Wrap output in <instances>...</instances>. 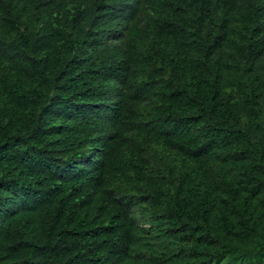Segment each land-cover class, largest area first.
Segmentation results:
<instances>
[{
	"label": "trees",
	"instance_id": "16d2710c",
	"mask_svg": "<svg viewBox=\"0 0 264 264\" xmlns=\"http://www.w3.org/2000/svg\"><path fill=\"white\" fill-rule=\"evenodd\" d=\"M135 247L264 254V0H0V264Z\"/></svg>",
	"mask_w": 264,
	"mask_h": 264
},
{
	"label": "rangeland",
	"instance_id": "374dc122",
	"mask_svg": "<svg viewBox=\"0 0 264 264\" xmlns=\"http://www.w3.org/2000/svg\"><path fill=\"white\" fill-rule=\"evenodd\" d=\"M147 106L150 105L149 102H146ZM161 151L160 148L152 147L150 150V166L151 168L159 172L160 168L164 166V162L159 158L158 153ZM110 190L116 192L118 191V183L116 181H110L109 187ZM153 213L147 209L145 205L138 204L134 209V219L138 228L146 234L152 242L158 246H163V243L158 239V234L156 232L154 222H153ZM134 254L137 257L134 260V264H151L154 257L157 255L155 252L148 250H140L137 247L134 248ZM223 262H231L232 264H264V254L262 255H253L248 252L233 254L226 256L222 260Z\"/></svg>",
	"mask_w": 264,
	"mask_h": 264
}]
</instances>
